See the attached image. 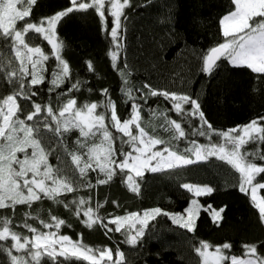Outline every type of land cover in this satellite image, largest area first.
<instances>
[{
  "label": "trees",
  "instance_id": "obj_1",
  "mask_svg": "<svg viewBox=\"0 0 264 264\" xmlns=\"http://www.w3.org/2000/svg\"><path fill=\"white\" fill-rule=\"evenodd\" d=\"M83 2L90 3L91 0ZM71 6V0H36L26 22L38 23ZM234 9L232 0H130L118 30V48L111 36L113 17L107 6L103 22L95 8L73 11L62 17L54 30L57 41L63 43L59 55L69 66V73L62 77L58 86L52 81L62 71V65L47 40L30 32L27 42L30 46L41 47L48 59L40 66L42 83L32 86L27 83L31 77H24V91L29 98L17 97L22 109L18 115L25 119L34 111V103L45 109L26 123L40 129L42 145L49 153L48 162L53 169L59 170L60 176L71 179L74 191L63 192L55 199L41 194V198L31 205L18 204L14 209H0V219L8 218L12 231L22 238L33 236L24 226L27 224L38 232L51 229L57 235L69 236L74 242L80 241L93 249H111L113 260L119 249L124 253L121 264H202V258L196 252L201 241L207 242L210 250L229 244L228 249H222L228 257L246 258L247 245H255L258 254L264 255V221L249 192L240 191V173L226 160L208 155L192 164L158 172L144 171L143 176L134 178L139 185L138 193L129 189V171L126 169L116 168L111 180L99 184L97 181L107 177L96 167L95 161H92L94 170L87 169L86 175L81 176L70 154H82V167L83 160H87V155L83 154L88 148L80 145L93 141L99 144L101 134L88 141L76 128L67 132L61 130L57 134L54 131L56 123L46 110L51 107L59 118V111L70 99L76 101V108L93 103L106 105L110 100L123 122L132 119V105L135 104L141 126L150 135L164 141L157 145L158 150L169 148L192 160L193 153L186 149L194 147L193 141L202 147L224 145L226 142L219 134L221 132L240 128L253 120L264 126V120L259 119L264 117V74L254 73L244 66L230 65L226 58L217 62L212 73L202 71L203 56L210 48L224 42L221 19ZM24 23L19 22L18 27ZM110 51L117 53L115 66ZM9 60H12L11 65ZM28 67L30 70L31 65ZM13 68L18 69L19 62L14 58L10 42L0 39V99L19 90V83L12 84L6 79V70ZM145 84L152 90L197 99L213 130L203 125L198 116L177 114L171 99H165L163 95L152 96ZM73 85L77 87L73 88ZM128 89H131V97L126 94ZM32 92L36 95H31ZM183 107L190 109L191 106ZM96 111L106 117V126L113 137V159L120 162L124 159L122 153L132 152L129 137L113 127L110 108L101 106ZM166 117L180 122L186 135L173 138ZM44 122L53 130L44 128ZM131 129L135 134V125ZM201 131L206 134L200 135ZM242 152L247 154V160L264 166V159L260 158L264 156V141L259 138L250 141L242 147ZM17 155L22 158L24 154ZM253 183H264V173L259 174ZM185 184L208 186L213 191L195 197L183 187ZM259 195L264 199V188L259 189ZM81 199L85 203L79 206L77 213ZM192 199L197 201L198 215L191 232L173 223L169 216L159 215L148 222L137 244L130 245L126 242L127 231L116 232V225L109 223L117 216L124 217L132 212L142 214L157 207L169 214L184 213ZM89 208L99 217L91 228L84 223L88 219L84 212ZM216 212L220 215L214 219ZM52 217L65 223L55 228ZM45 223L52 227H44ZM109 228L113 231H108ZM11 243V240L0 241V246L8 247ZM12 254L17 252L12 249ZM0 264H11L5 251H0ZM39 264L88 262L66 261L63 257L54 262L43 256ZM222 264H229V260Z\"/></svg>",
  "mask_w": 264,
  "mask_h": 264
},
{
  "label": "snow or ice",
  "instance_id": "obj_2",
  "mask_svg": "<svg viewBox=\"0 0 264 264\" xmlns=\"http://www.w3.org/2000/svg\"><path fill=\"white\" fill-rule=\"evenodd\" d=\"M35 3L36 0H0V39L10 42L14 58L19 62L18 69L6 70L7 81L12 84L19 83V90L0 99V209H14L18 204L31 205L33 201L41 198V194L49 199H55L63 192L74 191L71 179L60 176L58 174L59 170L53 169L48 162L49 153L42 145L40 129L36 125H28L26 123V120L33 121L45 109L41 105L34 103V111L29 112L25 119H21L18 115L22 109L17 102V97L29 98L24 91L26 88L24 77H31L27 83L32 86L42 83L43 77L39 74L38 65L43 60L48 59L41 47L30 46L26 37L30 32L40 34L52 46L53 54L60 65H62V71L56 74V78L52 81L54 85L58 86L62 82V77L67 76L69 73V66L59 55L63 43L57 41L55 37L54 30L57 22L73 11H84L90 8H95L103 22L107 4L109 6L107 11L113 17L111 36L118 48L117 36L121 27V18L124 17V9L130 6V0H122V2L121 0H91L90 3L83 2V0H79V2L78 0H71L72 6L66 10L59 11L38 23L26 22V18L31 16V8ZM232 3L235 5V10L229 12L220 21L224 42L210 48L203 56L202 71L207 74L212 73L214 68L218 66L217 62L221 58H226L233 66H244L251 69L254 73L264 74V0H232ZM19 22L25 23L22 27H18ZM109 55L115 66L117 53L110 51ZM8 63L11 65L12 60H9ZM29 64L31 65L30 70ZM88 66L90 69L92 68L91 62H89ZM76 87L77 85H73V88ZM144 87L150 89L152 96L163 95L165 99H171L177 114L198 116L203 125H207L209 130H213L212 125L205 118V114L201 110V105L197 99H193L188 95L152 90L147 84ZM104 91L105 93L107 92L106 89ZM126 94L131 97V89H128ZM31 95L34 96L36 93L32 92ZM183 105H190L191 107L190 109H185ZM101 106L110 108L113 127L124 136L129 137L128 143L133 146V151L138 155L134 156L132 152H128L122 153L124 159L120 162L113 159L115 149L113 148V137L106 126V117L96 111ZM132 108V119L124 120L123 122H121L117 114L115 104L110 100L106 105L93 103L84 105L82 108H76V101L70 99L59 111V117L63 119H59L51 107L46 110L56 123L54 131L57 134L61 133V130L67 132L72 128H76L79 129L80 136L85 138V141L97 137L98 133L101 134L102 138L99 144L93 141L91 144L82 143L80 145L81 148H88V152L83 154L87 155V160H83L82 167V154H70L73 164L76 165L81 176L86 175L87 169H93L92 161H95L96 167L101 172H104L107 177L97 181L99 184H104L111 180L116 168L121 171L127 169L130 173L134 172L135 176L141 177L144 170L158 172L163 169H171L196 162L183 154L171 151L169 148L163 149V153H167L166 156L161 151H153L156 145L162 144L164 141L150 135L141 126L139 123L140 116L136 111L137 105L133 104ZM65 113H70L71 118H66ZM165 119L167 120V117ZM259 119L264 120V117ZM167 122L173 130V138L178 139L186 135L180 122L176 120H167ZM132 125H135L138 135L133 133L130 127ZM43 126L48 130H53L47 122H44ZM236 131V129H230L227 132L219 133L227 144L232 145L230 150L226 149L225 145L202 147L196 145L193 141L194 147L186 149V151L192 152L196 160L206 159L208 155H217L218 158L226 160L241 175L240 191L247 192L245 185H251L252 200L256 202L257 188H264V183L254 184L253 182L259 174L264 173V166L247 160L245 158L247 154L242 152V147L257 138L264 141V126H260L257 120H253L243 127L242 134L233 136L231 133ZM199 134L205 135L206 133L201 131ZM28 149H31L30 154ZM18 153H23V157L18 156ZM260 158L264 159V156ZM152 161H156L154 166ZM111 165L115 167H111ZM127 183L131 191L139 192V185L134 181L132 175L127 177ZM183 187L189 191H195L197 196L209 194L213 191L208 186L199 187L185 184ZM84 203L85 201L82 199L79 201L77 213H79V206ZM192 203L195 205L196 201ZM255 206L259 209L261 220L264 221V199L256 202ZM222 211L223 209L220 210V212ZM186 212L188 213L187 217L180 214H169L157 207L145 210L142 216L136 212L124 217L117 216L110 220L109 223L116 225L114 229L116 232H120L125 224L130 223L131 228L135 229V234L133 235L131 230H129L126 242L130 245H136L138 239L144 235V229L147 227L148 222L159 215L169 216L173 223L186 228L190 232L193 231L196 226L194 217L198 215V209L189 208L186 209ZM220 212L214 213L213 218L218 217ZM84 215L88 217L84 223L89 228L99 221V217L95 216L91 208L85 211ZM52 220L55 221L54 226L56 228L65 223L57 217H52ZM10 224L11 221L8 218L0 219V241H12L8 247L0 246V251L7 253L11 264H32V261H36V264H39V258L45 254L54 262L58 261L60 257H63L66 261H71L72 259L87 261L88 264H107V262L121 264L124 261V253L119 249L115 251L116 259L113 260V251L111 249H93L80 241L74 242L69 236H58L54 232H38L37 229L27 224L24 226L33 233V236L31 238H22L17 232L12 231ZM136 224H139L140 227L136 228ZM44 227H52V225L45 223ZM108 231H113V229L109 228ZM210 247L207 242L201 241L200 247L196 249L197 254L202 258V264H222V262L229 259L231 264H264V255L258 254L255 245L246 246V259L224 255L222 249L230 247L227 243L222 248L220 246L216 247L214 252L209 251ZM12 249L26 251L31 260L13 255ZM96 253H99V256Z\"/></svg>",
  "mask_w": 264,
  "mask_h": 264
},
{
  "label": "rangeland",
  "instance_id": "obj_3",
  "mask_svg": "<svg viewBox=\"0 0 264 264\" xmlns=\"http://www.w3.org/2000/svg\"><path fill=\"white\" fill-rule=\"evenodd\" d=\"M106 6H107V8L109 7L107 4H106ZM235 6V5H234ZM235 10V9H234ZM256 19H260V18H256ZM45 27H47V25H45ZM221 31H222V28H221ZM52 47V46H51ZM35 58V57H34ZM227 61H228V59H227ZM229 62V61H228ZM42 64V63H41ZM41 64L40 65H38V68L41 70ZM229 64L230 65H232L230 62H229ZM65 117L66 118H71V114L70 113H65ZM60 118V117H59ZM60 119H63V118H60ZM246 126V125H245ZM131 127V126H130ZM243 127L244 126H242V127H240V128H237L236 130V132H233V133H231L233 136H236V135H238V134H242V129H243ZM135 134H137L138 135V130L136 131V133ZM224 139V138H223ZM225 140V139H224ZM226 142V141H225ZM225 145V147H226V149H228V150H230L231 148H232V145L231 144H227V143H225L224 144ZM132 146V145H131ZM157 145L153 148V151H161L162 153H163V150H158L157 148ZM132 154L135 156V155H138L136 152H134L133 151V146H132ZM28 151L31 153V149H28ZM29 153V154H30ZM23 154V153H22ZM165 156L167 155V153H163ZM194 161H199V160H196V157H195V155H194ZM155 163H156V161H152V165L154 166L155 165ZM127 170V169H126ZM164 170V169H163ZM144 171H150V170H144ZM143 171V172H144ZM129 175H132V177H133V179L136 177L135 176V173L134 172H132V173H130L129 172ZM193 186H195V185H193ZM199 187H204V186H199ZM245 187L247 188V191L249 192V195H250V197H251V200H252V192H251V185H245ZM186 189V188H185ZM259 189L260 188H257V191H256V196H257V201L256 202H258L260 199H262L261 198V196L259 195ZM186 190H188V189H186ZM189 191V190H188ZM193 196H197L196 194H195V191H189ZM203 195H205V194H203ZM200 196V195H199ZM193 201H196V199H192L191 201H190V203H189V206L187 207V209H189V208H193V210H196V209H198V204H197V201H196V204L195 205H193ZM252 202L254 203V205H255V203L256 202H254L253 200H252ZM256 207V206H255ZM257 208V207H256ZM258 209V208H257ZM258 211H259V209H258ZM178 214H180V215H183V216H185V217H187V215H188V213L185 211L184 213H178ZM141 216L143 215V213L142 214H140ZM197 216V215H196ZM196 216L194 217V219H196ZM172 220V219H171ZM140 227V225L139 224H136V228H139ZM56 228V227H55ZM121 230H124L126 233H128V231L129 230H131V233L134 235L135 234V229H132L131 228V224L130 223H128V224H125L124 225V227L121 229ZM47 232H54V231H52L51 229H48L45 233H47ZM59 236V235H58ZM57 247H59V245H57ZM15 250V249H14ZM16 251V250H15ZM34 251V250H33ZM209 251L210 252H214L215 251V249L214 250H210L209 249ZM17 252V254L15 255V256H18V257H25L26 259H29V260H31V257L30 256H28V254H27V252L26 251H24V250H21V251H16ZM97 256H99V253L98 254H96ZM43 256H47L46 254L45 255H42L39 259H41ZM247 258V257H246ZM245 258V259H246ZM116 259V258H115ZM114 259V260H115ZM36 261H32V264L33 263H35ZM87 262V261H86ZM107 264H111V262H107Z\"/></svg>",
  "mask_w": 264,
  "mask_h": 264
},
{
  "label": "crops",
  "instance_id": "obj_4",
  "mask_svg": "<svg viewBox=\"0 0 264 264\" xmlns=\"http://www.w3.org/2000/svg\"><path fill=\"white\" fill-rule=\"evenodd\" d=\"M241 259H245V258H241ZM229 264H231V261H230V259H229Z\"/></svg>",
  "mask_w": 264,
  "mask_h": 264
}]
</instances>
